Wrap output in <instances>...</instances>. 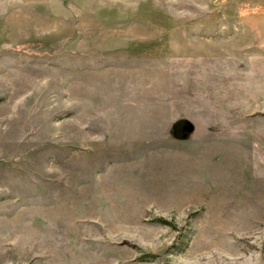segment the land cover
<instances>
[{
    "label": "rangeland",
    "instance_id": "1",
    "mask_svg": "<svg viewBox=\"0 0 264 264\" xmlns=\"http://www.w3.org/2000/svg\"><path fill=\"white\" fill-rule=\"evenodd\" d=\"M264 0H0V264H264Z\"/></svg>",
    "mask_w": 264,
    "mask_h": 264
},
{
    "label": "crops",
    "instance_id": "2",
    "mask_svg": "<svg viewBox=\"0 0 264 264\" xmlns=\"http://www.w3.org/2000/svg\"><path fill=\"white\" fill-rule=\"evenodd\" d=\"M248 25L252 41L256 42L261 50H264V19L253 16Z\"/></svg>",
    "mask_w": 264,
    "mask_h": 264
}]
</instances>
